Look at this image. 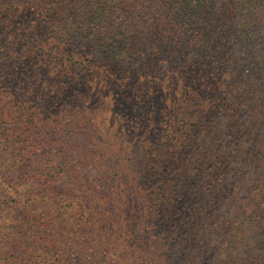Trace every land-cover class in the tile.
Returning a JSON list of instances; mask_svg holds the SVG:
<instances>
[{
	"label": "trees",
	"instance_id": "obj_1",
	"mask_svg": "<svg viewBox=\"0 0 264 264\" xmlns=\"http://www.w3.org/2000/svg\"><path fill=\"white\" fill-rule=\"evenodd\" d=\"M119 1L45 0L53 7L57 31L68 33L67 41L81 55L101 50V59L85 58L63 70L62 60L50 61L62 47L55 44L50 50L39 48L30 56L32 75H38L34 84L41 83V90L45 86L53 100L51 107L59 105L62 110L45 118V123L42 118L35 120V110L30 115L34 122L26 123L23 116L14 126L2 128L7 131L8 142L0 146V264H47L46 258L52 256L46 244L53 237L43 231L48 225L55 233L68 234L63 245L76 244L84 226H90L86 235L95 261L86 258L87 252L77 251L71 254L76 256L74 260L67 263L68 259H56L57 264H109L107 256L109 252L113 255L114 250L107 249L103 254L98 251L102 243H107V236L81 215L85 207H90L88 196L93 185L87 170L89 163L80 157L90 152V133L100 123L91 108L95 104L98 109L108 102L117 103L122 107L121 114L130 116L132 125L125 132V141L152 144V150L146 152L151 161L148 172L159 183L158 196H167L163 195L159 203L147 204L146 197H138L135 202L168 210L150 221L164 223L169 218L173 235L163 241L168 235L167 223L163 224L161 232H165V237L153 240L158 245L154 250L159 252L155 258L163 257L162 264L168 258H172L171 264H180L184 258L185 264H264V49L255 50L264 43V13H257L253 24L244 17L241 0H232V7L226 0H172L168 6L162 3L164 0H125L129 4L120 7L124 21H117L122 23L119 28L113 19ZM13 9L10 15L0 18V35L4 34L10 45L18 48L28 38L32 50L38 42L34 20L25 23L33 27L31 30L18 29L13 34L16 45L9 40L18 24L12 23L19 12ZM239 9L241 13L237 14ZM143 10L151 19L156 16L158 22L162 21L169 43L157 41L150 45L155 47L156 55L174 53L171 60L145 56L143 49L149 44L146 30L136 37L122 35L124 22L126 27L132 14L140 22ZM114 36L121 39L117 42L112 39ZM49 43L50 39H46L43 46ZM173 44H179V49L173 46L167 50ZM90 45L94 49H88ZM132 48H136L142 61L137 60L129 70ZM249 49L255 50L251 66L242 56ZM16 53L20 56L24 51ZM200 54L207 60H191ZM208 54H212L209 59ZM9 68L10 64L1 63L0 75L10 76ZM54 79L61 82L56 88L50 85ZM2 83L5 86L6 80ZM86 110L93 113L85 114ZM140 113L147 119L144 123L137 120ZM92 114V121L84 124ZM8 117L9 113H1L0 123L5 124L3 120ZM75 123L79 124L77 130H73ZM17 127L20 132L15 130ZM66 132L71 138H80L81 143L75 138L74 145H57V137ZM43 139L49 144L44 146L47 149L36 159L27 158L32 152L29 149H41L40 144H34ZM178 146L183 148L180 154L174 151ZM37 159L43 165L36 170ZM100 187L107 188L106 181ZM155 188L156 185L150 186L152 191ZM17 189L23 198L8 194L9 190L18 192ZM147 192L143 188V193ZM40 205L45 207L42 211ZM31 206H36L37 218L20 219L26 224L25 231L12 236L2 233V227L7 231L11 228L4 222L9 214H22ZM156 210L145 211L142 206L139 212L158 213ZM128 242V261L148 264L151 255L142 260L138 251L141 244H133V239ZM142 242L143 247L146 245L144 250L150 249L149 241L143 238Z\"/></svg>",
	"mask_w": 264,
	"mask_h": 264
},
{
	"label": "rangeland",
	"instance_id": "obj_2",
	"mask_svg": "<svg viewBox=\"0 0 264 264\" xmlns=\"http://www.w3.org/2000/svg\"><path fill=\"white\" fill-rule=\"evenodd\" d=\"M171 1L172 0H164L162 1V3H164L165 6H168V3ZM226 2L230 7L234 5L232 0H226ZM23 4L26 5L23 6ZM118 4L119 6L116 8L113 16L114 21H116L115 23H118L117 21H124V13L120 10V7L127 6L129 2H126L125 4V0H120ZM241 4L242 7L244 6V8L242 9L244 17L250 19V22L253 24V19L258 16L257 13H264V0H241ZM13 8L17 9L19 12L12 23L18 24L16 27V31L10 33L9 40L16 45L13 40V34L17 33L18 29H25L26 31H29L33 27H35L37 29L38 42L35 47L32 48V50L29 49V43L31 41H29L28 38L24 39V44L22 46L20 45L19 48L18 46L12 47L10 45V42L3 37L4 34L0 35V64H10V68L7 72L10 73V76L6 75L3 77L2 75H0V114L5 112L9 113V117L3 120L5 124L0 123V129L14 126L16 124L15 122H20V119L23 116L25 118H22V120L26 123L30 124L34 122V120L30 119V115L35 110L38 113V115L34 116L35 120L37 118H42V123L46 122L45 118L51 117L55 115L54 113L62 110V107L59 105L54 108L51 107L53 105V100L50 99V95L47 92L45 86H43L41 90L38 87L41 83L37 85L34 84V82L37 81L36 78H38V75L35 74L37 77L32 75L33 70L32 65L30 64V56L32 55V53H36L39 48H46L47 50H50L54 44L58 45V47L62 46L61 49H59L58 53L50 61L51 63H53L55 58H58L60 61L62 60V62L64 63V66L62 67L63 70L69 68V64H71L72 62H84L85 58H88L89 60H100L101 58L98 53H102L101 50H99V52L96 51L95 53L91 54H89V52H84V56L81 55V51L77 50L70 41H67L68 33H66V35L65 33L57 31L59 29V25L57 19H55V15H53V7L48 5L45 0H0V18L6 17V15H10L11 11L14 10ZM164 10L166 11L167 9H163V12H165ZM143 11L144 13L140 22L137 21V18H135V14H132V19H130L126 27L124 22L121 31L122 35L125 36V34H129L130 36L136 37L137 35L143 33L144 30H146V35H148L146 40L149 44L144 46L143 52L145 53V56L156 58L161 57L162 59L166 58L171 60L172 57H174V53L165 51V54L156 55V50L154 49L155 47L152 48L153 46L150 45L157 43V41L165 42L163 44L169 43H166L165 40L166 32L164 31L165 28L162 21L158 22V17L156 16H153V18L151 19L149 15H146V11ZM157 11H161V9ZM148 12L155 13L156 10H150ZM236 13H241L240 9ZM28 19L34 20L33 27H29L27 26V24H25ZM118 26L120 28L122 26V23H118ZM114 29L115 28L111 30L114 31ZM46 39H50L49 46H43V42ZM112 39H115L118 42L121 37L114 36L112 37ZM173 46L176 50L180 47L179 44L168 45L167 50L171 49ZM225 47L228 48L229 45L226 44ZM262 48L264 49L263 42L258 44V48L255 50H261ZM88 49L91 50L94 49V47L90 45L88 46ZM18 50L24 51V53H21L20 56H18L16 53V51ZM131 50L133 51L131 52L130 58L128 60L129 70L132 66L136 65L137 60L142 61V58L137 52L136 48H132ZM255 50L249 49L246 53H242L245 63H249V65L251 64L253 59L251 58V54ZM211 55L212 54H208V59L211 57ZM67 57L69 58V60L67 59ZM187 58V55L184 56L183 62H185ZM191 60L195 62L206 61L207 59H205L203 55L200 54V56L197 57L193 56ZM65 61H69V63H65ZM263 70L264 69H262V71ZM32 78H35V80H33ZM3 80H6L5 86H1V84H3ZM60 83L61 82L58 79L50 81V85L54 88H56V86H59ZM7 89H10V91H8ZM121 89H123V93H125L124 87ZM7 93L10 94V97L5 96ZM96 107L97 105L94 104V107L91 108V110L95 111L96 115L94 117L96 121L98 120V122L100 123H98V127L94 130V132L90 133V152L82 154L80 156L81 158L84 157V160L89 163L87 164L89 166L87 170H90L91 172L90 181L93 185L90 191V196H88L90 197V200L88 201L90 207H85L86 211L84 210V212H81V215H84L83 219L87 223L90 222L98 227H94V229H97L96 231L107 236L104 239V241L107 243H102L101 247H98V251L99 254H103V252L107 251V249L109 251L114 250L113 255H111V253L109 252V255L107 256L109 264L134 263L133 259L128 261V257H130V255L129 251L127 253V243H129L128 240L131 239L135 241L133 242V244H141L142 247L138 251H141V254L143 255L142 260L146 261L147 257L151 255L150 257H148V264H162L163 257L155 258L156 255L159 254V252L154 250H157L158 245L157 242H154L153 240L161 238L162 236L165 237V232H161V230L163 229V224L165 223H167L168 235L165 237V239H163V241H166V238H169V236L173 237V235H171L169 231L170 219L166 217L164 223H160L156 220L150 221V218L161 212L165 214L168 210H166L165 208H149L147 205H141L140 202H135L138 197H146L148 201L147 204L159 203L160 199H162L164 196H167L165 193H161V196H158V189H160L158 188L159 183H157L155 181V177L150 175V173L148 172V169L151 166V161L146 152L147 150H152V144H133L131 143V141L133 140H131L130 142L125 141V132L127 133L132 124L130 121V116H127L126 118L121 114L122 107H119L117 103L112 102L111 104H109L108 102L106 106H102L98 109ZM89 113H93V111L89 110L85 114ZM100 113H103L104 117H102V114ZM143 115L144 114L141 113L138 115V122L144 123L147 120ZM92 118L93 114L90 119L86 117V121L84 124L87 123L88 125V123L92 121ZM77 129H79V124L75 123V129L73 130ZM15 130L20 132L19 127H17ZM18 138L19 140L17 142L22 140V136ZM75 138H77L81 143L80 138L76 136H73L71 138L66 132L64 136L57 137V145L59 143L63 145L72 143V145H74L76 144V142H74ZM7 142V131H5V129H2V132L0 131V146L5 145V143ZM19 144L22 145V143ZM38 144H40L38 148L41 149L39 151H37V149H29V151L32 152L26 155L27 158H38L40 156V153L44 149H47L44 146L49 145L47 140L44 139L41 140L40 143L38 142L34 145ZM182 149L183 148L181 146H178L174 149V151L175 153L180 154L182 153ZM78 154L79 153L76 154V157H78ZM79 160L80 159H76V161L80 162ZM42 165L43 162L41 163L40 159H37V161L34 163V168L37 170ZM93 167L95 168V172H93L92 170ZM103 180L106 181L107 188L105 189L100 187ZM151 185H156L155 191L150 190ZM6 186L7 185L5 184L4 187ZM143 188L147 189L148 192L143 193ZM17 191L18 192L14 193L13 190H9L8 194L11 198H23L24 195L20 196L21 191L19 189H17ZM131 203H134L133 206L131 205ZM161 204L162 203H160V205ZM142 206L145 207V211L158 209L154 211L158 213L143 215L139 212ZM156 206L159 207L158 205ZM38 207L41 211L45 208L41 207V205ZM35 208L36 206L26 208V212L24 211L22 212V214L20 212L19 215L16 214V212H14L13 214H9L4 222L5 226H11V228L9 231H7L5 229L6 227H2V233L12 236L13 234H18L20 231H25L26 224H24L20 219L32 216L37 218ZM162 209L165 210L163 211ZM133 216L138 218L132 222L129 219H133ZM141 219L143 221L142 224ZM117 223L120 224L117 225ZM39 228L42 227L39 226ZM143 228L146 230H144ZM87 229L89 231L90 226L85 225V231L81 234L80 237H78L76 244L63 245L62 241L64 240L65 236H68V234H66L65 232L55 233L51 226H45V228H43V231H45V233L49 234L50 236L51 234L53 236L52 242L46 244V246L50 249V253L48 254L52 256V258H46L47 264H49V262L57 264L58 262L55 261L56 259H58L59 262H63L65 261V259H68V263L69 260H74L76 258L75 255L71 256V254H74L77 251H80L81 253L87 252V254H85L88 255L86 258L89 261L94 262V257L93 255H91L93 249L89 248L91 247V245L89 244L88 236L86 235ZM151 229H153V231H151V234H149ZM172 232L174 233L173 230ZM69 233L71 234V232ZM133 233L134 235L131 236ZM15 238L16 237L14 236L13 240H15ZM143 238H145L146 241H149L150 249L144 250V247L146 245L143 247ZM173 241H170L169 244ZM20 259L22 260V258ZM171 261L172 258H168V260L164 264H171ZM180 261V264H185L186 259L184 258Z\"/></svg>",
	"mask_w": 264,
	"mask_h": 264
}]
</instances>
